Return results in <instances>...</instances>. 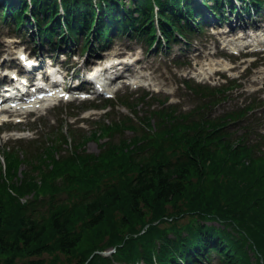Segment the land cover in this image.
Returning a JSON list of instances; mask_svg holds the SVG:
<instances>
[{
  "label": "trees",
  "instance_id": "16d2710c",
  "mask_svg": "<svg viewBox=\"0 0 264 264\" xmlns=\"http://www.w3.org/2000/svg\"><path fill=\"white\" fill-rule=\"evenodd\" d=\"M182 1L97 0V12L93 0H63V14L57 0L32 3L42 33L63 23L74 39L94 26L100 42L123 31L151 40L156 13L169 49L178 38L189 41L183 31H195L177 11ZM7 7L5 21L18 24L29 8L26 0ZM214 101L185 113L162 107L144 121L103 124L88 135L70 130L72 150L50 128L43 140L3 150L0 264H264L260 122L248 117L249 107L212 115ZM123 129L131 137L112 140ZM100 138H107L101 150L86 152V142ZM113 247L115 254H102Z\"/></svg>",
  "mask_w": 264,
  "mask_h": 264
},
{
  "label": "rangeland",
  "instance_id": "374dc122",
  "mask_svg": "<svg viewBox=\"0 0 264 264\" xmlns=\"http://www.w3.org/2000/svg\"><path fill=\"white\" fill-rule=\"evenodd\" d=\"M124 2L125 4H129V0H124ZM262 17L263 11L260 12L259 15L254 16L252 20L255 18L257 21L262 19ZM252 20L249 21L247 19L245 21L248 27H253L251 26ZM242 21L237 22V24L241 23V25H243L244 22ZM234 24L236 25L235 22ZM257 24L260 25V22ZM9 26V24H5L3 21H0V52L3 51L2 48L11 49L13 45L16 47L17 42H20V45H26L29 50H34L33 54L36 53L37 55L38 51H35L34 49V38H30L28 36L29 33H31L30 27L14 31L10 29ZM227 29L228 27L225 23L216 26L212 25L205 28L203 27V32L201 33L202 35H199V38L195 35L189 46H184L183 44L177 46L173 45L170 53H166L163 47L159 49L155 48V50H148L144 41H139L135 38L129 39L123 35H119L114 36L108 44L107 49L102 52L110 54L120 53L123 56H126V58L130 57L134 60V64L132 66L134 74L146 76V79L139 77L146 87V90H144L145 92L139 90L127 94L133 99H130L131 104L134 105L135 111L138 112L140 116H147L152 110L161 109L165 105H173L176 109L186 112L202 102L215 99L216 101H214L211 105L213 114H219L233 108H240L248 102L253 101L257 107L250 113H253L257 117L264 118V80L261 79V75H255V72H263L264 68L259 67L255 70H247V73L242 75V71H240L242 67L232 72H226V74L230 75L229 77H235L236 81L234 83H230V86L234 87L230 90H225L226 92L220 93L217 96L205 97V95L194 94L193 92L187 90L184 84L181 83V81L183 79H187L188 76H194L196 81H193L195 82L202 81L212 85H217L219 82H222L223 79H218L215 76L210 78L207 77L211 73V68L213 70L217 68L213 66V63L215 62L221 60L224 61L222 63H227L228 61L230 63L238 62L234 61L232 57L230 60H227L223 58L218 59L216 54L211 55L213 52L218 51L216 39L220 38L219 35ZM244 29L247 28L244 26ZM237 31L238 26L232 30V34L227 36V39L236 38ZM25 33L26 35H24ZM251 34L253 36L255 35L253 32H251ZM258 35L264 37V30L259 31ZM79 41H82V38H80ZM5 45L7 47H5ZM95 54L96 52L94 51L90 56L91 58L88 57L89 61L91 59V64H95L93 62L95 60ZM73 61V58L69 59L68 65H70V62ZM91 66L96 67V64ZM83 68L86 69V66H83ZM96 68H99V66ZM198 72L200 73L198 74ZM223 77L227 76L224 74ZM249 80L251 81L249 82ZM145 93H148L151 96H147L144 101L136 103V100L134 99L137 97L136 95H142ZM166 98L168 99L166 104L161 105V102H163ZM113 103L114 106L108 107L104 110L96 108V106L99 107L103 104V102L99 101L92 103L93 105L86 110H81V104L77 102L71 103V105L60 104L56 108L44 111L46 112L44 115L45 118L40 120L38 122L39 124L35 125V130L32 131L29 129V131L27 127H25V124L15 126V129L19 130L25 139H29L34 136V132H40L43 130L40 133L42 134L45 132L46 134L45 129L47 126L50 127L51 124H54V128H62L64 135L68 132V130L79 127H82L83 132L89 134L88 131L92 128L95 129L98 123L101 122L108 123L110 120L123 121L127 116L135 120V117H132L130 110L119 105L118 100ZM109 108L111 109L107 115L105 112ZM44 112H39L35 115H40ZM263 126L260 128L264 133ZM75 130L77 131V129ZM131 135L132 132L130 131H123L121 133L115 132L112 139L116 142L118 138L126 139ZM7 138V134L0 133L1 146ZM103 141V138L102 140H89L85 144L84 148L86 152L98 153L101 149L100 143ZM7 145L13 146L11 143H8ZM69 145L70 144L68 142L64 144L62 148L69 150Z\"/></svg>",
  "mask_w": 264,
  "mask_h": 264
},
{
  "label": "bare ground",
  "instance_id": "6f19581e",
  "mask_svg": "<svg viewBox=\"0 0 264 264\" xmlns=\"http://www.w3.org/2000/svg\"><path fill=\"white\" fill-rule=\"evenodd\" d=\"M262 30H264V26L262 25V26H259ZM258 28L256 27V28H252V30H257ZM231 34V32H229V34H228V36ZM263 40V39H262ZM259 41H261V40H259ZM258 43H262V42H258ZM261 46V45H260ZM263 46H264V44H263ZM127 61V60H126ZM239 66V64H237V65H234L233 67H238ZM105 69H107V68H105ZM260 74H263L262 72H259ZM262 78H264V75L262 76ZM251 80H249V82H250ZM251 83H254V82H251Z\"/></svg>",
  "mask_w": 264,
  "mask_h": 264
}]
</instances>
